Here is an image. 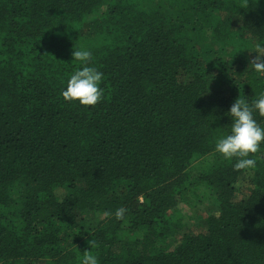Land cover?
<instances>
[{"label":"trees","instance_id":"trees-1","mask_svg":"<svg viewBox=\"0 0 264 264\" xmlns=\"http://www.w3.org/2000/svg\"><path fill=\"white\" fill-rule=\"evenodd\" d=\"M253 39L264 0H0V264H80L91 238L99 264H264V143L247 173L214 151L264 91ZM76 47L104 74L94 106L61 96ZM198 193L216 215L181 234Z\"/></svg>","mask_w":264,"mask_h":264},{"label":"clouds","instance_id":"clouds-1","mask_svg":"<svg viewBox=\"0 0 264 264\" xmlns=\"http://www.w3.org/2000/svg\"><path fill=\"white\" fill-rule=\"evenodd\" d=\"M71 55L73 60L80 62L81 67L70 74L61 90V96L67 102L94 106L103 98L100 83L104 74L89 63L92 56L89 50L76 47ZM248 68L258 75H264V47L258 46L255 55L248 59ZM225 114L231 120L230 130L216 140L214 151L227 160L236 158L232 165L234 170L246 173L254 171L260 157L252 154L258 153L264 143V126L255 118L256 115L264 117V91L251 102L246 97L239 96ZM126 211L121 206L114 213L105 211L103 215H114L117 220H123ZM87 244L88 249L83 252L80 264H99L98 256L92 251L96 248L97 241L91 238Z\"/></svg>","mask_w":264,"mask_h":264},{"label":"rangeland","instance_id":"rangeland-1","mask_svg":"<svg viewBox=\"0 0 264 264\" xmlns=\"http://www.w3.org/2000/svg\"><path fill=\"white\" fill-rule=\"evenodd\" d=\"M221 20L222 21H229L233 20V15H228L226 12H221ZM231 30H233L235 33L240 35L241 37H247L246 34H243L241 30L238 29V22H235L230 27ZM237 29V30H236ZM257 43L253 39L251 40V46L249 49H247L246 57L250 58L251 56L255 55V52L257 51ZM235 193L233 197V201H240L246 199L248 197L249 193V186L241 185L240 182H238L235 186ZM197 197V198H196ZM189 203H178L177 204V216L182 220L183 227L181 229V234H188V235H196L198 233H202L205 230V226L203 224L204 219L208 216V214L216 215V210H214L213 206L210 203V197L209 199H203L202 196L200 197V193H198V196L191 197ZM213 210V211H212ZM180 237L176 236L171 241L168 242L167 246L168 249L174 248L176 244H178Z\"/></svg>","mask_w":264,"mask_h":264}]
</instances>
